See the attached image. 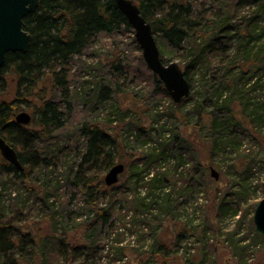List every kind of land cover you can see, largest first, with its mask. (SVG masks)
I'll return each instance as SVG.
<instances>
[{
    "label": "trees",
    "instance_id": "obj_1",
    "mask_svg": "<svg viewBox=\"0 0 264 264\" xmlns=\"http://www.w3.org/2000/svg\"><path fill=\"white\" fill-rule=\"evenodd\" d=\"M133 1L152 24L161 57L172 58L178 56V52L185 63L187 78L190 80V76L198 75L192 109H182L191 94L176 103L183 119H187V128H192L191 132L187 130V142L181 132L169 134V141L161 146H146L148 140H143L141 147L146 156L128 161L126 152L123 154L127 149L126 139L123 142L117 129L109 131L84 120L78 125L84 147L77 161L69 165L71 152L60 146L56 132L66 125L72 109L68 104L64 110L54 98L61 96L67 102L72 97L69 89L71 60L100 34H112L123 27L132 30L133 27L115 0H40V6L24 19L25 29L33 36L29 50L9 52L0 72V134L16 149L23 165L18 169L0 151V180L6 185L9 181L3 179V174H11L9 178L31 182V194L37 196L43 207L44 226L35 234L26 230L25 224L31 216L28 210L32 209L26 202L20 205L17 201L11 210L0 198V264H87L89 255H83L99 245L103 233L106 238L113 231L115 205L125 200L117 196V183L107 185L104 179L109 168L119 163L117 159L128 162L124 164L128 171L127 185L134 193L132 201L135 200L137 208L150 213L154 219L159 214L173 215L184 210L188 200L192 201L193 187L198 183H205L206 188L213 186L214 177L199 154L201 145L209 156L214 153L226 155L238 150L248 135L257 138L264 151V44L260 45L256 56L252 45L254 40L264 37V25L260 29L255 15L244 16L243 22L239 15L243 7L257 2ZM259 4L264 11V2ZM137 47L141 49L139 44ZM127 64H130L127 56H113L109 60L111 82L103 84L99 81L88 93L91 96L93 93L97 106L109 107L107 119L111 124L125 120L122 106L111 100L121 87L115 75H126L127 79ZM47 73L53 81L51 87L58 92L53 98L44 94L45 85L41 84ZM154 76L157 88L169 93L163 81L155 73ZM27 108L32 109L35 118L24 124L17 120V115ZM127 126L133 128L132 123ZM119 129L123 132L124 127ZM164 129L163 135H166L167 129ZM138 130L140 134L152 133L151 127L146 129L142 125ZM254 161L255 158L250 159L241 172L236 169L241 176L239 189H246L245 185L250 187L247 180L250 175L246 173L252 170ZM62 163L66 165L69 185L82 193L85 204L91 209L92 218L84 222H77L57 205L54 199L60 193L59 186L47 183L37 188L43 169L57 168ZM180 167L179 176L177 170ZM3 187L0 183V196L6 189ZM11 192L15 193V200L20 199L19 187ZM104 193L110 194L109 202L101 205ZM221 200L220 217L225 205ZM234 211L233 215H238V210ZM70 219L84 226L83 240H77L68 232L65 226ZM186 235L187 229L182 230L177 234L176 242ZM261 237L255 233L256 240ZM174 244L175 241L158 242L155 238L150 252L157 256L156 264H169L168 248ZM202 247L203 256H206L205 243ZM80 257L84 259L80 260Z\"/></svg>",
    "mask_w": 264,
    "mask_h": 264
},
{
    "label": "rangeland",
    "instance_id": "obj_2",
    "mask_svg": "<svg viewBox=\"0 0 264 264\" xmlns=\"http://www.w3.org/2000/svg\"><path fill=\"white\" fill-rule=\"evenodd\" d=\"M261 2L264 0L243 7L239 13L241 21H245L244 16L250 18L255 15L261 29L264 25V11L259 6ZM134 34L133 28L131 30L124 27L112 34H100L92 44L83 49L81 54L74 55L71 60L69 89L72 97L67 102L61 96L54 98L59 101V106H62L64 110L68 104L72 109L70 116L66 119V125L56 132L60 146L71 152L72 158L69 165L77 161L78 154L84 147V139L78 130V125L84 120L109 131L117 129L121 133L123 142L126 139L124 144L127 149L123 151V154L126 152L128 157L125 159L128 161L146 156L144 148L141 147L143 140H148L146 146L149 144L161 146L169 141V134L172 136L174 133L181 132L187 142V130L191 132L192 128H187V119H183L181 108L173 101L171 95L157 88L154 72L142 57V50L138 49ZM262 44H264V37L252 42L254 56ZM176 54L178 56L172 58L163 56L162 58L166 63L178 62L185 71V63L179 58V53ZM113 56H127L130 64L126 65V69L129 66L127 79L126 75L122 77L115 75L121 87L111 100L118 101L120 107L122 106L121 112L125 120H117L111 124L107 119L109 107L97 106L93 93L92 96L88 93L92 92V87L99 81L103 84L111 82L113 77L110 75L109 60ZM190 77L192 90L188 101L182 106L185 111L192 109L195 102L193 95L196 92L195 86H198V75L196 74L194 78ZM52 82L50 73H47L41 82L45 85L44 94L51 98L58 93L54 87H51ZM22 111L29 112L32 121L34 120L35 114L31 108L20 112ZM129 123L133 124L132 129L127 126ZM141 125L146 129L151 127L152 133L140 134L138 127ZM121 126L124 127L123 132L119 129ZM164 128L167 129L166 135H163ZM185 149H187L186 143ZM199 150L203 164L209 169V174H211L210 168L214 167L220 173L219 180L213 178L212 187L206 188L205 183H198L194 186L192 201L188 200L185 209L178 210L173 215L159 214L151 219L150 213L143 212L142 209L137 208L135 200L132 201L134 193L127 185V169L120 175V180L117 182V196L125 200L115 205L114 215L116 217L114 226H112L113 231L106 238L103 233L99 245L83 255H89L87 264H144L147 261L150 264H156L157 256H153L150 252L155 238L158 242L160 240L175 241V244L168 248L169 264H264V236L261 235L262 237L256 240L255 233L257 232L253 225L255 209L264 198V151L261 143L257 138L247 135L238 150L226 153V155L214 153L209 156L202 145ZM252 158L256 161L252 165V170L246 173L250 175L247 179L250 187L245 185L246 189L243 190V187L239 189L241 183L238 180L241 176H238L236 169L238 168L241 172ZM126 160L125 164L128 163ZM116 161L120 162L118 159ZM230 166L232 167L228 171ZM181 169L182 167L177 170L179 176ZM43 171L44 173L37 182V188L47 183H52L54 187L59 186L60 193L56 195V198L54 197V200L57 201L62 211H67L68 215L77 219V222L92 218L91 209L85 204L82 193L70 186L66 180L65 163L57 168H44ZM9 177L12 175L3 174V179L9 181L6 185L3 184L4 180H0L4 186L3 189L6 188L0 196L2 203L12 210L17 201L20 205L26 202L27 207L32 210H28L31 216L24 228L32 231L33 234L41 232L44 226V211L42 204L37 201V196L34 195L35 199L31 194L33 185L31 182ZM200 179L204 180V178ZM13 184L14 189H11ZM17 187L21 190V196L20 199L15 200V193L11 191H16ZM41 189L44 188L41 187ZM109 195V193H104L103 199L100 200L101 205L109 202ZM221 199L225 201V205L220 217L218 213L222 203ZM234 210H238V215H233ZM65 227L71 235L78 238L77 240H83L85 231L82 224H76L70 219L68 226ZM184 229H187V235L176 242L177 234ZM203 243L206 246V256H203ZM80 258V260L84 259V257Z\"/></svg>",
    "mask_w": 264,
    "mask_h": 264
},
{
    "label": "water",
    "instance_id": "obj_3",
    "mask_svg": "<svg viewBox=\"0 0 264 264\" xmlns=\"http://www.w3.org/2000/svg\"><path fill=\"white\" fill-rule=\"evenodd\" d=\"M119 9L126 15L128 22L135 30L136 41L142 48V54L147 66L159 76L165 88L175 103L182 102L192 90L191 82L185 71L176 61L164 62L153 30L152 24L143 16L141 9L133 0H115ZM258 2L259 0H252ZM40 6V0H0V72L5 64L7 54L13 51L27 52L33 39L32 34L25 29V17ZM17 120L24 124L32 121L27 111L17 115ZM0 151L8 161L18 169L23 165L16 149L0 134ZM126 166L119 162L114 164L105 174L107 185L116 184ZM211 175L219 179L220 173L211 167ZM253 221L255 230L264 236V198L257 205Z\"/></svg>",
    "mask_w": 264,
    "mask_h": 264
}]
</instances>
